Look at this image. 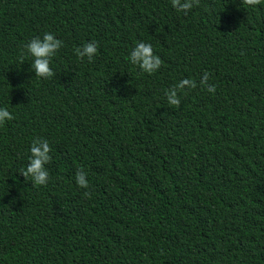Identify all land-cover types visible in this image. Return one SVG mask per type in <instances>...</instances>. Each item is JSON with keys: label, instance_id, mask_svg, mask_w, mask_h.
I'll return each mask as SVG.
<instances>
[{"label": "trees", "instance_id": "16d2710c", "mask_svg": "<svg viewBox=\"0 0 264 264\" xmlns=\"http://www.w3.org/2000/svg\"><path fill=\"white\" fill-rule=\"evenodd\" d=\"M45 32L47 80L23 49ZM90 41L92 62L73 51ZM0 108V264H264V0H0ZM37 137L45 185L19 173Z\"/></svg>", "mask_w": 264, "mask_h": 264}, {"label": "clouds", "instance_id": "9594fccd", "mask_svg": "<svg viewBox=\"0 0 264 264\" xmlns=\"http://www.w3.org/2000/svg\"><path fill=\"white\" fill-rule=\"evenodd\" d=\"M199 2L200 0H171V5L177 12L187 15L194 5H199ZM243 3L249 6H255L261 4V0H243ZM62 44L63 42L52 33L45 32L42 38L39 36L34 37L23 45V49L34 58L31 68L35 76L47 80L55 75L50 67V61L57 50L62 47ZM97 50L98 46L96 41L86 42L82 46L73 49L78 58L83 60L87 57L88 62H92ZM129 60L143 72L149 74L157 71L162 64L161 58L153 53L152 45L143 41L136 43L132 48L129 54ZM21 61L23 62V55L21 56ZM208 78V73L205 72L199 84L209 93H214L216 86L214 84H208ZM196 87L197 82L195 80L189 78L181 79L165 91L168 105L179 107L181 98L178 92L186 88L193 89ZM11 119H13L12 114L6 108H0V124ZM29 151L28 163L19 173L24 178L31 177L32 183L36 185H45L49 180V172L46 165L51 161V147L47 140L37 137L32 140ZM75 182L80 188L87 189L89 187L86 172L82 168L76 171ZM84 196L90 197L91 193L85 191Z\"/></svg>", "mask_w": 264, "mask_h": 264}]
</instances>
